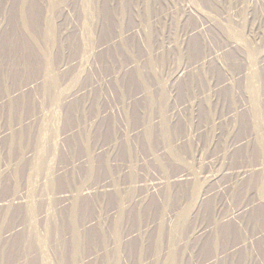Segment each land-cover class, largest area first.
Here are the masks:
<instances>
[{"label":"rangeland","instance_id":"1","mask_svg":"<svg viewBox=\"0 0 264 264\" xmlns=\"http://www.w3.org/2000/svg\"><path fill=\"white\" fill-rule=\"evenodd\" d=\"M0 264H264V0H0Z\"/></svg>","mask_w":264,"mask_h":264},{"label":"bare ground","instance_id":"2","mask_svg":"<svg viewBox=\"0 0 264 264\" xmlns=\"http://www.w3.org/2000/svg\"><path fill=\"white\" fill-rule=\"evenodd\" d=\"M171 2V0H170ZM184 5V4H183ZM186 5V4H185ZM154 17V15H153ZM169 17V16H168ZM168 20V19H167ZM134 31V30H133ZM138 32V30H136ZM121 36V35H120ZM170 43H168L169 45ZM164 46H167V45H162L161 47H157L158 49L159 48H163ZM170 46V45H169ZM165 49V48H164ZM63 66H66L65 64ZM186 68L183 67V68H179L172 76H171V80L175 81L177 78H179L184 72H185ZM71 95H67V98H69ZM198 149V148H197ZM198 151V150H197ZM201 197V196H200Z\"/></svg>","mask_w":264,"mask_h":264}]
</instances>
